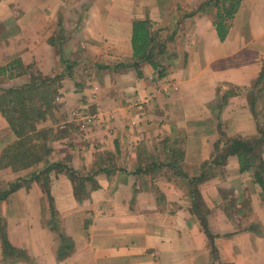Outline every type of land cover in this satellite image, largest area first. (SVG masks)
Segmentation results:
<instances>
[{
	"label": "crops",
	"instance_id": "1",
	"mask_svg": "<svg viewBox=\"0 0 264 264\" xmlns=\"http://www.w3.org/2000/svg\"><path fill=\"white\" fill-rule=\"evenodd\" d=\"M215 5L0 0V69L23 67L0 74V96L50 90L36 133L55 134L15 169L0 110V264H264V191L223 160L227 137L264 127V0H240L224 40ZM136 22L160 43L150 62Z\"/></svg>",
	"mask_w": 264,
	"mask_h": 264
},
{
	"label": "trees",
	"instance_id": "2",
	"mask_svg": "<svg viewBox=\"0 0 264 264\" xmlns=\"http://www.w3.org/2000/svg\"><path fill=\"white\" fill-rule=\"evenodd\" d=\"M215 4V6L218 8L216 29L220 39L224 40L228 34V28L230 27L228 21L232 20L234 15L237 13L240 6V0H215ZM192 15H194V12H190L189 16ZM154 35L155 34H153L152 37L148 23L136 22L134 24L132 45L135 57L142 62L151 61L149 57L151 54L149 47L151 48L153 46L151 44H154L153 49H155L156 46L160 44L158 41H156ZM21 66V63L16 62L10 65L7 69H0V74L13 72V70L20 71L23 68ZM52 96L53 93L50 90H45V92L41 94H35V92L31 91L30 87L28 89H9L6 94L0 96V110L10 122V125L12 126L14 132L20 138L18 146L16 147V149L13 150L16 154H13V156H7L5 158L6 163L12 162L13 168L20 169L29 167L30 165H33L38 161L37 158L39 154H41V152L46 153L45 157H47L50 153V143L46 144L47 141L45 142L43 138L36 135V133L34 137L26 139V136L30 130L24 129L20 131V129L18 128V123H20V121L22 120H29L28 117H31L33 115L35 109H37L38 113V118L35 120L36 123H39V120L43 119L44 117L46 119L47 116L52 113ZM253 103L256 104L255 99H253L252 104ZM30 114L32 115L30 116ZM33 125L35 126L34 123ZM259 131L264 136V127H261V125H259ZM261 140L262 139L252 142L244 141L238 137L228 138L223 152L225 153L223 155V160L232 155L237 156L240 160L242 171L253 172L252 176L254 177L255 182L260 185V187L264 191V161L259 155L256 154L255 151L256 146L259 145V142H261ZM35 149L38 150L40 153L38 151L34 153L33 150ZM79 177L74 178L77 190L81 189V186L78 187L77 179L80 180L82 177ZM81 181H84V179H81ZM76 194L79 198H81L80 190H78V193ZM4 246L10 247V245L8 246L7 242L4 243ZM5 249L10 251V253L12 254H15L16 252L12 249V247Z\"/></svg>",
	"mask_w": 264,
	"mask_h": 264
},
{
	"label": "rangeland",
	"instance_id": "3",
	"mask_svg": "<svg viewBox=\"0 0 264 264\" xmlns=\"http://www.w3.org/2000/svg\"><path fill=\"white\" fill-rule=\"evenodd\" d=\"M263 87H264V85H263ZM1 95V94H0ZM36 99V98H35ZM257 99H258V101L260 102L261 101V103H262V101H264V94H262V96H261V94H258L257 95ZM37 109H35L34 110V113H33V115L32 114H30V116L31 117H28L29 118V120H25V121H20V123H18V128L20 129V131H22V130H26V129H28V130H30L29 132H28V134H27V136H26V139H29V138H31V137H34V135H35V133L37 132V125H38V123H36V119L38 118L37 117ZM49 116H50V114H49ZM48 116V117H49ZM30 122H32V123H30ZM42 122V121H41ZM33 123L35 124V126L33 125ZM259 134L261 135V137H258V139H255V140H253L252 142H255L256 140H259L260 138H262V139H264V136H263V134H261V132L259 131ZM36 135H37V133H36ZM54 133H53V131L52 130H50V132H49V134H45V135H43L42 136V138H43V140L46 142H49L51 139H52V137H54ZM28 137V138H27ZM229 137H227V139H228ZM47 144V143H46ZM260 144H261V142H259V145L258 146H256V148H255V151H256V153H261V151L259 150V147H260ZM23 149V148H22ZM257 149V150H256ZM259 150V151H258ZM19 151H23V150H19ZM38 150H33V152L35 153V152H37ZM43 151V150H42ZM39 152V151H38ZM40 153V152H39ZM45 152H41V154H39V156H38V158L37 159H39L40 158V160L41 159H43V160H45L47 157H45ZM50 154V153H49ZM257 155H259V154H257ZM103 158V161H107V162H109V163H113L115 160H116V157L114 156L113 158L111 157V156H107V157H102ZM15 161V160H14ZM59 168V167H58ZM79 177V176H78ZM75 178V177H74ZM76 178H77V176H76ZM79 178H81V177H79ZM81 179H84V177L82 176V178ZM81 179L79 180V179H77V182H78V186H81V185H83V182L81 181ZM80 190V193L81 192H83L82 191V189H79Z\"/></svg>",
	"mask_w": 264,
	"mask_h": 264
}]
</instances>
